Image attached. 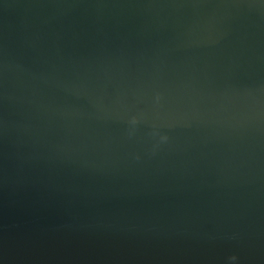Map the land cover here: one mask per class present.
<instances>
[{"label": "water", "instance_id": "obj_1", "mask_svg": "<svg viewBox=\"0 0 264 264\" xmlns=\"http://www.w3.org/2000/svg\"><path fill=\"white\" fill-rule=\"evenodd\" d=\"M0 264H264V0H0Z\"/></svg>", "mask_w": 264, "mask_h": 264}]
</instances>
